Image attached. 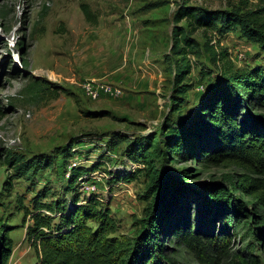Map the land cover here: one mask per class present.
<instances>
[{"label":"rangeland","instance_id":"rangeland-1","mask_svg":"<svg viewBox=\"0 0 264 264\" xmlns=\"http://www.w3.org/2000/svg\"><path fill=\"white\" fill-rule=\"evenodd\" d=\"M240 0H191L189 4L230 8ZM93 14L88 20L82 9ZM183 0H0V216L14 228L9 264H37L36 250L26 237L29 217L40 193L44 202L71 203L75 195L84 202L98 196L117 220L116 234H132L145 213V173L122 155L130 136L159 131L170 109L176 61L172 52L174 15ZM258 0H249L255 7ZM202 53H189L192 88L181 111L173 117L189 119L196 113L203 84L202 70L214 67L205 43L209 33L191 31ZM216 34L219 48L227 47L237 66L264 65L260 44L237 29ZM91 82L99 89L90 95ZM100 85L111 86L107 93ZM118 89V91H117ZM200 142V141H197ZM200 144V143H199ZM193 145V144H192ZM71 148V149H70ZM192 150V147H191ZM52 157L54 163L15 176L5 155ZM196 154V153H195ZM192 152L172 154L170 166L184 181L217 180L238 168L205 165ZM93 168L70 185V168ZM130 174H134L130 176ZM13 185L8 189L7 181ZM129 175L130 177H127ZM45 190L47 196L43 193ZM43 194V195H42ZM198 224L199 203L191 201ZM90 224L96 226L94 221ZM245 228L232 235L231 248L244 255L253 252L264 264V251ZM170 254L189 264H199L187 249L170 246Z\"/></svg>","mask_w":264,"mask_h":264},{"label":"trees","instance_id":"trees-1","mask_svg":"<svg viewBox=\"0 0 264 264\" xmlns=\"http://www.w3.org/2000/svg\"><path fill=\"white\" fill-rule=\"evenodd\" d=\"M190 1L183 0L174 15L172 52L181 58L173 70L174 88L165 122L159 131L118 135L126 141L122 155L131 164H141L138 168L146 178L141 197L147 206L135 231L116 234L117 220L98 196L84 202H79L78 195L71 203L44 202L39 193L32 208L23 206L24 222L30 220L26 237L37 252V264H189L170 254L172 244L189 250L199 264H261L258 255L234 251L231 243L233 233L245 228L256 241L251 249L257 245L264 251V65L237 66L228 48H219L217 39L213 40L215 33L239 29L264 51V0L251 8L249 0L232 3L230 8L196 6ZM81 6L92 20L89 5ZM182 20L191 31L202 28L210 34L204 46L214 64L202 70L209 82L201 87L196 113L189 119L173 114L181 111L192 88L193 62L188 54L200 55L202 49L179 24ZM185 152L196 153L205 165L238 170L217 180L184 181L169 161L172 154ZM5 161L15 176L37 173L54 163L44 154L26 159L10 152ZM92 168L72 166L70 185ZM193 199L199 203L198 224L190 208ZM13 228L0 216V264H9L13 253Z\"/></svg>","mask_w":264,"mask_h":264},{"label":"built area","instance_id":"built-area-1","mask_svg":"<svg viewBox=\"0 0 264 264\" xmlns=\"http://www.w3.org/2000/svg\"><path fill=\"white\" fill-rule=\"evenodd\" d=\"M215 40L216 39H214L213 42H215ZM86 87H87L90 95L97 96V94H99V89H97V88L94 89L90 81L86 83ZM100 87L103 88L104 91L107 93H112V94L115 93V90H113V88L111 86L100 85ZM117 91H118V89H117Z\"/></svg>","mask_w":264,"mask_h":264}]
</instances>
